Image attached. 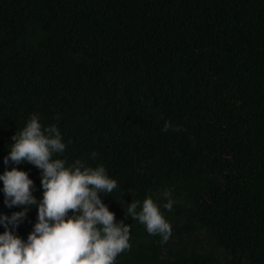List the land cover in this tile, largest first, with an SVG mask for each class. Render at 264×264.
<instances>
[{
    "label": "trees",
    "instance_id": "16d2710c",
    "mask_svg": "<svg viewBox=\"0 0 264 264\" xmlns=\"http://www.w3.org/2000/svg\"><path fill=\"white\" fill-rule=\"evenodd\" d=\"M33 113L62 133L54 158L118 182L101 193L131 225L116 264H264V0H0V173ZM13 166L42 198L41 170ZM165 190L161 243L125 210Z\"/></svg>",
    "mask_w": 264,
    "mask_h": 264
},
{
    "label": "clouds",
    "instance_id": "9594fccd",
    "mask_svg": "<svg viewBox=\"0 0 264 264\" xmlns=\"http://www.w3.org/2000/svg\"><path fill=\"white\" fill-rule=\"evenodd\" d=\"M169 128L178 130L166 121L162 130ZM11 139L4 157L6 167L0 173V191L9 209L22 210L0 213V225L5 229L0 233V264H116L121 253L131 250V225L117 221L101 197V193L112 195L118 187L104 166L92 168L81 160L66 166L65 160L54 158L65 151L66 143L60 129L44 126L37 113ZM21 163L41 170L42 198L34 195L29 172L7 167ZM160 197L165 201L162 204L149 196L142 203L131 201L125 211L149 235H159L161 243H167L172 225L161 208L171 211L176 201L169 190ZM33 208L37 220L24 239L17 229Z\"/></svg>",
    "mask_w": 264,
    "mask_h": 264
}]
</instances>
